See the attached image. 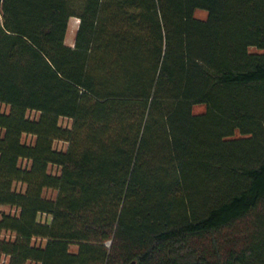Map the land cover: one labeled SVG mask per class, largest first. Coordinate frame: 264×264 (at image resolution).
<instances>
[{
	"label": "trees",
	"instance_id": "16d2710c",
	"mask_svg": "<svg viewBox=\"0 0 264 264\" xmlns=\"http://www.w3.org/2000/svg\"><path fill=\"white\" fill-rule=\"evenodd\" d=\"M0 105V264H264V0H0Z\"/></svg>",
	"mask_w": 264,
	"mask_h": 264
},
{
	"label": "rangeland",
	"instance_id": "374dc122",
	"mask_svg": "<svg viewBox=\"0 0 264 264\" xmlns=\"http://www.w3.org/2000/svg\"><path fill=\"white\" fill-rule=\"evenodd\" d=\"M195 14L199 18H206V16H207V12L205 10H201V9H198ZM78 25H79V19L77 17H75V18L71 17L70 21H69V27H68V31H67L66 40H65L68 45H71V46L74 45L75 36H76V31H77ZM251 51L252 52H260V50L255 48V47H252ZM0 109L2 111H7L8 110V108L5 105H0ZM204 110H205V106L204 105L196 104L194 106V111L196 113H201ZM38 115H39V113L36 112V111H29L28 112V116L31 117V118H36V117H38ZM61 123L64 124V125H67V124L70 125L71 121H69L67 119H61ZM23 139L25 141H27V142H31L33 140L32 136H27V135H24ZM56 146L58 148L65 149L67 144L63 143V142H56ZM21 164L23 166H27L28 162L23 160V161H21ZM53 170L55 171V169H53ZM45 194L47 196H53V197L55 196V192H52V191H47ZM4 212L5 213H14L15 209L10 207V206H8V205H0V215L2 213H4ZM71 250L72 251H76L77 250V246L76 245H72L71 246Z\"/></svg>",
	"mask_w": 264,
	"mask_h": 264
},
{
	"label": "water",
	"instance_id": "95a60500",
	"mask_svg": "<svg viewBox=\"0 0 264 264\" xmlns=\"http://www.w3.org/2000/svg\"><path fill=\"white\" fill-rule=\"evenodd\" d=\"M132 264H134V263H132Z\"/></svg>",
	"mask_w": 264,
	"mask_h": 264
},
{
	"label": "bare ground",
	"instance_id": "6f19581e",
	"mask_svg": "<svg viewBox=\"0 0 264 264\" xmlns=\"http://www.w3.org/2000/svg\"><path fill=\"white\" fill-rule=\"evenodd\" d=\"M75 18V17H74Z\"/></svg>",
	"mask_w": 264,
	"mask_h": 264
}]
</instances>
